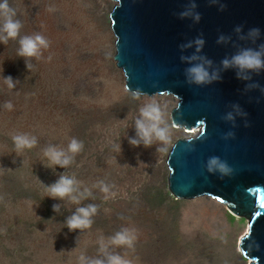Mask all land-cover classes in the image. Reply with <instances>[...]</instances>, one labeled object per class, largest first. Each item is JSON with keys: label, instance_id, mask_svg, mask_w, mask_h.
<instances>
[{"label": "rangeland", "instance_id": "1", "mask_svg": "<svg viewBox=\"0 0 264 264\" xmlns=\"http://www.w3.org/2000/svg\"><path fill=\"white\" fill-rule=\"evenodd\" d=\"M8 5L22 27L16 39L0 43V264H80L81 255L103 258L102 246L133 264L251 263L238 243L249 220L209 196H171L168 156L188 130L172 123L176 98L137 99L126 91L124 74L114 62L110 15L116 4L8 0ZM36 34L49 47L39 58H29V71L17 56L19 38ZM7 76L17 81L13 89L2 79ZM150 103L160 106V126L168 129L171 143L153 137L149 146H132L128 141L136 137L140 109ZM16 134L35 136L36 146L17 151ZM72 138L83 142L74 162L66 169L49 168L44 149H67ZM164 147L167 153L160 151ZM60 174L75 177L73 195L90 191L91 196L79 204L49 198L46 186ZM98 181L109 185L115 197L106 200ZM89 204L98 206L92 226L70 232L66 218ZM122 228L135 230L133 249L111 245L110 237Z\"/></svg>", "mask_w": 264, "mask_h": 264}, {"label": "water", "instance_id": "2", "mask_svg": "<svg viewBox=\"0 0 264 264\" xmlns=\"http://www.w3.org/2000/svg\"><path fill=\"white\" fill-rule=\"evenodd\" d=\"M116 4L111 15L115 36L114 62L123 72L126 91L140 89V97L172 96L178 104L172 112L175 127L197 135L179 139L169 153L168 189L176 200L203 196L228 205L231 212L250 221L241 238V250L253 264H264V71L250 80L237 79L233 69L223 70L220 61L238 47L264 44V0H107ZM195 3L199 22L180 19L179 13ZM220 4L224 10L220 11ZM242 34L259 28L260 37L252 43ZM230 37L217 43L219 36ZM197 37L204 40L200 55L220 69L221 79L209 85H189L180 56H190L194 47L183 51L180 45ZM256 83L258 88H248ZM239 105L245 116L232 106ZM231 112L234 120L223 117ZM233 136L225 139L227 133ZM218 156L232 173L221 178L209 173L206 161ZM257 213H260L257 215Z\"/></svg>", "mask_w": 264, "mask_h": 264}, {"label": "clouds", "instance_id": "3", "mask_svg": "<svg viewBox=\"0 0 264 264\" xmlns=\"http://www.w3.org/2000/svg\"><path fill=\"white\" fill-rule=\"evenodd\" d=\"M218 0H210V4H216ZM196 4L189 3L183 11L179 13L180 19L191 18L194 22H199L201 19L200 13L195 11ZM224 5L220 4V11L224 10ZM49 11H55L54 7H49ZM15 10L10 8L8 0H0V17L3 18V23L0 25V43L7 44L9 39H16L19 36L20 29L22 27L21 22L15 19ZM234 31L240 35V39H248L252 43L260 37L259 28H250L247 34H242L243 26L239 25L234 28ZM230 37L223 35L219 36L217 43L227 42ZM204 45V40L197 37L193 41L180 45V49L183 51L188 47H194V52L190 56H180V60L186 63L188 67L184 69L185 81L189 85H209L215 81L221 79L220 69L212 68L213 61L208 59L206 56L200 55ZM49 47V41L42 35L36 34L32 36H23L19 38V48L17 56L24 58L25 66L30 71L33 65L30 63L29 58L41 56V50ZM221 69H233L237 79L250 80L252 74H259L264 71V44H260L256 47H238L237 50L229 56H225L220 61ZM2 71V69H0ZM9 89H13L17 81H14L11 76L2 78ZM248 88H258L259 85L256 83L249 84ZM264 93V89H261ZM143 93L140 89H136L132 92L133 98H139ZM4 107L11 110L13 105L11 102H6ZM237 110L238 114L245 116L239 105L232 106ZM140 116L135 121L136 126V137L129 138V144L132 146H139L141 142L145 146L151 145L153 137L165 145H170L171 140L166 127H161L162 111L158 104L150 103L143 106L140 109ZM223 119L232 121L234 116L231 112L227 113ZM233 136V133L229 132L225 135V139ZM12 140L17 151H21L25 148L31 149L37 144L35 136L28 134H16L13 135ZM174 147V146H173ZM83 149V142L78 141L76 138H72L69 142L67 149H59L56 146L49 145L43 151L44 157L49 163V168H60L66 169L74 162V157ZM161 152L167 153L168 147L160 149ZM206 170L209 173H219L221 178L228 176L232 173V169L229 167L226 161L221 160L218 156L209 157L206 161ZM77 181L74 176H67L60 174L59 179L55 183L46 186L48 191V197L52 199L63 200L66 197L70 198L71 202L79 204L81 199H87L91 196L90 191L81 193L80 196L73 195L76 191L75 185ZM100 190L105 194L104 198L107 200L110 197H115L116 193L110 191V186L105 184L104 181H98ZM54 212H59L60 205L54 204L52 206ZM98 206L95 204H89L84 207H77L76 211L68 216L65 220L66 227L68 230H80L89 229L93 224V219L97 214ZM137 239L136 232L134 229L122 228L117 231L112 237H110L111 245L115 247H127L129 249L134 248L135 241ZM101 253L103 258L100 256L89 259L84 255L79 257L80 264H133L131 259H127L124 256L117 253H106V249L101 247ZM106 253V254H105Z\"/></svg>", "mask_w": 264, "mask_h": 264}, {"label": "bare ground", "instance_id": "4", "mask_svg": "<svg viewBox=\"0 0 264 264\" xmlns=\"http://www.w3.org/2000/svg\"><path fill=\"white\" fill-rule=\"evenodd\" d=\"M67 12V11H66ZM67 14V13H66ZM68 19V18H67ZM70 19V18H69ZM76 20V19H75ZM84 20V19H83ZM67 21V20H66ZM68 21H70V20H68ZM72 22V21H71ZM74 22H76V21H74ZM77 23V22H76ZM82 23V22H81ZM83 24V23H82ZM73 25V24H72ZM75 26V25H74ZM76 28V27H75ZM78 30V29H77ZM80 30V29H79ZM73 31V30H72ZM82 31V30H81ZM85 31V30H84ZM77 33V32H76ZM85 34V33H84ZM74 38V37H73ZM75 39V38H74ZM73 40V39H72ZM77 40V39H76ZM78 41H80V40H78ZM82 48V47H81ZM80 49V48H79ZM77 52V51H76ZM197 133H198V130H197ZM197 133H196V131H191V132H187L186 134H187V136H189V135H191V136H195V135H197ZM247 231L248 230H246V232H245V234L247 233ZM245 234H243V235H245ZM243 235H242V237H243ZM241 238V237H240ZM240 238L238 239V243L240 242V246H241V241H240ZM249 264H253L252 262L251 263H249Z\"/></svg>", "mask_w": 264, "mask_h": 264}, {"label": "snow or ice", "instance_id": "5", "mask_svg": "<svg viewBox=\"0 0 264 264\" xmlns=\"http://www.w3.org/2000/svg\"><path fill=\"white\" fill-rule=\"evenodd\" d=\"M260 207H261V208H264V203H261V204H260ZM259 214H260V213H257V215H259Z\"/></svg>", "mask_w": 264, "mask_h": 264}]
</instances>
